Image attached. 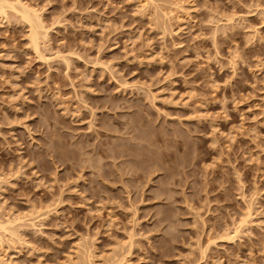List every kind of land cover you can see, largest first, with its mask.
Instances as JSON below:
<instances>
[{
  "label": "rangeland",
  "instance_id": "obj_1",
  "mask_svg": "<svg viewBox=\"0 0 264 264\" xmlns=\"http://www.w3.org/2000/svg\"><path fill=\"white\" fill-rule=\"evenodd\" d=\"M0 4V264H264V0Z\"/></svg>",
  "mask_w": 264,
  "mask_h": 264
},
{
  "label": "bare ground",
  "instance_id": "obj_2",
  "mask_svg": "<svg viewBox=\"0 0 264 264\" xmlns=\"http://www.w3.org/2000/svg\"><path fill=\"white\" fill-rule=\"evenodd\" d=\"M6 4H8V6H7V8H10V9H12V10H14V11H16L17 13H20L21 15H22V18H24L25 19V21H27V23L28 24H30V26H31V28H34V25H36V26H38L39 27V22H41L40 20H39V22L38 21H36V15H35V13H32V10L30 11V9H28L27 8V6H25V5H23L21 2H17L16 4H9V3H6ZM1 5V4H0ZM6 7V6H5ZM2 10V9H1ZM4 11V10H3ZM5 14V13H4ZM37 20H38V18H37ZM38 22V24H36V23ZM40 26H42V23H40ZM44 26V25H43ZM39 28H41V27H39ZM38 29V28H37ZM36 29V30H37ZM39 33V32H38ZM41 36V35H40ZM33 40H34V42L36 41V38H37V33H34V35H33ZM39 42V41H38ZM32 44V43H31ZM36 47L37 48H39L38 47V44L36 43ZM36 50V49H35ZM39 50V49H38ZM128 194V193H127ZM2 221H4V220H2ZM8 224L10 223V221H6ZM12 223V222H11ZM10 223V224H11ZM4 225H5V222H4V224H3V222H0V228H2V229H4ZM5 230V229H4ZM7 232V231H6ZM1 235V234H0ZM1 238V237H0ZM1 242V241H0ZM117 263V262H116Z\"/></svg>",
  "mask_w": 264,
  "mask_h": 264
}]
</instances>
